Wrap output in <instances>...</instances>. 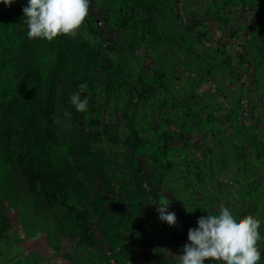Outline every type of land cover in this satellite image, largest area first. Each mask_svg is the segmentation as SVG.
Segmentation results:
<instances>
[{
	"label": "rangeland",
	"instance_id": "rangeland-1",
	"mask_svg": "<svg viewBox=\"0 0 264 264\" xmlns=\"http://www.w3.org/2000/svg\"><path fill=\"white\" fill-rule=\"evenodd\" d=\"M26 5L0 3V264H36L41 226L58 262L125 264L103 255L178 224L187 240L221 205L264 235V0H91L51 43L28 38Z\"/></svg>",
	"mask_w": 264,
	"mask_h": 264
},
{
	"label": "clouds",
	"instance_id": "clouds-1",
	"mask_svg": "<svg viewBox=\"0 0 264 264\" xmlns=\"http://www.w3.org/2000/svg\"><path fill=\"white\" fill-rule=\"evenodd\" d=\"M14 2L0 0L7 7ZM90 5L91 0H27L22 11L28 38L46 39L51 43L60 34L76 37L89 15ZM79 87L84 89L85 85ZM70 103L79 112L87 111L88 99H81L79 92L71 95ZM156 203L159 219L174 226L177 217L169 211V200ZM261 227L258 216L237 217L221 205L218 214L202 215L197 219V227L188 229L187 242L181 252L175 254L177 264H257L264 261V253L260 250V245L264 244V235L259 232Z\"/></svg>",
	"mask_w": 264,
	"mask_h": 264
},
{
	"label": "crops",
	"instance_id": "crops-1",
	"mask_svg": "<svg viewBox=\"0 0 264 264\" xmlns=\"http://www.w3.org/2000/svg\"><path fill=\"white\" fill-rule=\"evenodd\" d=\"M256 163L259 164V161H257ZM156 222H157L156 219H154V222H153L154 225L157 224ZM184 225L185 224L176 225L178 230L175 229L173 236H170L169 238L167 236L161 238L160 236L149 235L148 233L147 234L143 233L141 235L142 231H139L138 233L140 235L139 237H137L136 240L134 237L130 238L133 244H137L135 249H131L132 248L131 244H129L128 246L125 245L126 242L130 240L125 239V238H122L121 240L118 239L123 245L114 247L116 248V251L114 252V254L108 252V253H105L106 255H103V256H109L110 258H112L113 261H115L114 259H117V258L122 259L123 262L125 261V264H177V259H176L175 254H178L181 252L182 246L184 245V241H187L186 239H184V230H182V227H181ZM166 226L168 227L167 223H166ZM117 227L119 228V225ZM141 227L142 226H140L139 228ZM177 231H180V234H177ZM147 232H150V230H148ZM39 233H40V236H38ZM169 235H171V231ZM53 236L55 235L52 232L46 231L42 226L40 227V229L37 232V236L35 237V243L33 245V246H36L34 247L36 250L35 252L32 251V254H31L32 260H34L36 264L44 263L43 262L44 260L50 262L54 259H57V261L54 262L53 264H76V262L74 261L70 262L69 260H67V258L65 257L66 256L65 253L61 254L63 255L61 256L62 261L59 260L60 262H58L60 254L57 253L58 255L57 256L55 253V250L58 249L59 247V240L58 239L56 240L55 238H53ZM154 244H156L158 247L156 249V252L154 253L149 252L148 249L152 248ZM127 248L133 250L132 253L134 256H131L132 254L131 252L130 254H127L129 253ZM78 264H88V263H85V262L82 263L80 261V263ZM110 264H118V263L115 261L113 263L110 262Z\"/></svg>",
	"mask_w": 264,
	"mask_h": 264
},
{
	"label": "trees",
	"instance_id": "trees-1",
	"mask_svg": "<svg viewBox=\"0 0 264 264\" xmlns=\"http://www.w3.org/2000/svg\"><path fill=\"white\" fill-rule=\"evenodd\" d=\"M21 159H22L21 163H25L24 157L21 156ZM22 174L26 178V181L29 184V187L32 188L33 187V181H35L36 178L38 177V173L36 171H34L32 167L24 166L22 168Z\"/></svg>",
	"mask_w": 264,
	"mask_h": 264
},
{
	"label": "built area",
	"instance_id": "built-area-1",
	"mask_svg": "<svg viewBox=\"0 0 264 264\" xmlns=\"http://www.w3.org/2000/svg\"><path fill=\"white\" fill-rule=\"evenodd\" d=\"M244 114V113H243Z\"/></svg>",
	"mask_w": 264,
	"mask_h": 264
}]
</instances>
